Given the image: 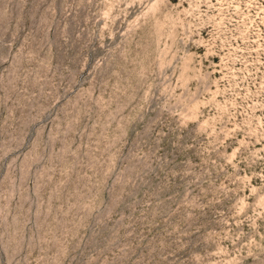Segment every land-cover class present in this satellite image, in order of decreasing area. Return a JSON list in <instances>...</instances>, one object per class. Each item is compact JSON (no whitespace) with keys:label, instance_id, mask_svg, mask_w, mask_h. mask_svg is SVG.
<instances>
[{"label":"rangeland","instance_id":"obj_1","mask_svg":"<svg viewBox=\"0 0 264 264\" xmlns=\"http://www.w3.org/2000/svg\"><path fill=\"white\" fill-rule=\"evenodd\" d=\"M0 264H264V0H0Z\"/></svg>","mask_w":264,"mask_h":264}]
</instances>
